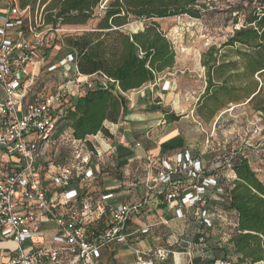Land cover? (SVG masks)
Here are the masks:
<instances>
[{
  "label": "built area",
  "instance_id": "built-area-1",
  "mask_svg": "<svg viewBox=\"0 0 264 264\" xmlns=\"http://www.w3.org/2000/svg\"><path fill=\"white\" fill-rule=\"evenodd\" d=\"M43 10L38 8L32 13L30 8L22 10L17 0H0V150L15 161L11 172L0 176V239L17 244L5 264H102L104 248L112 244L133 248V237L149 235L157 226L142 224L147 207L157 209L166 204L176 209V219L185 221L190 207H206V188L217 183L205 178L202 185H194L204 167L201 160L183 151L162 166L149 161L147 175L142 179L146 192L139 202H121L115 191H102V165L117 160L112 138L99 133L76 140L71 130L57 136V119L65 104L94 88V77L80 74L74 54L47 66L46 50L58 46L57 35L62 30L45 25ZM43 67L48 73L60 72L64 82L54 92L30 102ZM107 82L104 78L103 84ZM58 142L71 146L69 163L44 167L43 151ZM130 163H138L144 171L142 158L136 156ZM125 174L128 175L126 170ZM176 174L185 176L188 188L182 194L163 193L162 185L169 184ZM218 218L224 217L204 210L199 222L210 228ZM46 224L53 225L49 243ZM181 246L185 247L187 264H196V254L204 251L182 230L167 245L149 252L134 249L136 263L166 264L170 257L176 259L182 253L178 251ZM212 264L237 261L222 257Z\"/></svg>",
  "mask_w": 264,
  "mask_h": 264
},
{
  "label": "trees",
  "instance_id": "trees-1",
  "mask_svg": "<svg viewBox=\"0 0 264 264\" xmlns=\"http://www.w3.org/2000/svg\"><path fill=\"white\" fill-rule=\"evenodd\" d=\"M17 2L22 10L30 8L32 13L44 7V23L53 30L83 26L97 20L93 30L66 37L64 41L70 54L75 55L80 74L94 77V88L69 100L57 119V136L65 131V125L76 140H85L99 133L113 138L115 135L108 125L118 124L129 113L130 102L126 95L155 84L161 75L175 67L173 45L156 20L181 16L201 20L209 9L203 0ZM224 4L222 12L232 21L234 31L220 47L212 46L202 55L206 88L198 99L195 114L205 124L232 106L247 102L264 116V0H225ZM100 10L102 12L98 14ZM136 22L143 24L142 29L130 31L128 27ZM104 78L108 81L105 85ZM36 88L31 93L30 102L43 96L42 92H36ZM150 111L160 112L165 125L182 118L160 103L152 104ZM147 149L150 150V146ZM254 151L249 148L232 153L223 150L224 160L216 163L214 169L207 166L209 161L192 154L193 159L201 160L204 167L194 185H202L205 178L214 179L217 185L206 188L204 209L199 204L189 208L185 221L194 228L195 234L191 238L188 232L185 235L194 245L212 254L211 263L222 257L235 258L237 264L264 263V180L253 167L255 159L247 155L252 156ZM61 156L58 161L41 159V163L44 167L68 164L69 161H64L65 153ZM116 162L118 168L126 166L119 158ZM226 169L235 178L220 174ZM188 186L185 176L176 174L169 184L162 185V191L182 194ZM218 189L223 192L219 193ZM204 210L232 219L233 231L227 240L231 254L226 248L211 245L213 231L218 226L215 223L209 228L199 222V215Z\"/></svg>",
  "mask_w": 264,
  "mask_h": 264
},
{
  "label": "rangeland",
  "instance_id": "rangeland-1",
  "mask_svg": "<svg viewBox=\"0 0 264 264\" xmlns=\"http://www.w3.org/2000/svg\"><path fill=\"white\" fill-rule=\"evenodd\" d=\"M203 2L208 3L209 9L201 20L191 19L188 16L156 20L173 45L176 64L173 69L161 75L155 84H149L141 89L140 94H129L128 96L133 100L129 102L131 105L133 103L139 112H151L152 104L161 103L169 111L182 116L183 119L181 118L182 121L178 124L182 136L168 142L169 145L179 139L182 140L183 151H189L191 155L194 154L207 162L209 161L207 166L211 169L216 168V163L224 160L223 150H229L232 153L240 148L254 149L252 156L249 153L247 155L255 159L256 164H253V167L259 178L264 180V116L257 113L249 102L232 106L220 113L209 124L200 121L195 114L198 99L206 88V71L201 64L202 55L212 46L220 47L234 31L232 21H229L227 15L222 12L225 0H203ZM101 12L100 10L98 14ZM96 24L97 20H92L83 26L62 27V32L57 35L58 46L46 50L47 66L57 64L63 57L70 54V51L64 46L66 37L79 36L91 31ZM142 25L140 22H136L128 28L130 31H136L142 29ZM63 82L64 77L60 72L48 73L46 67H43L36 92H42L43 95L54 92ZM92 82L94 84V79ZM143 107L146 109L143 110ZM165 126L162 124L153 129L151 143L155 146V142L159 144L162 137L165 136ZM63 127L65 131L69 130L65 125ZM134 139L140 140L144 147L151 144L139 136L138 138L134 136ZM154 145L149 146L152 148ZM161 148L164 149V146L161 145ZM64 153V161L67 163L72 154L71 146L58 142L47 151H43L42 160L45 162L50 159L58 161L62 158L61 154ZM102 168H104L103 178L113 181L118 186L117 192H125L126 198H122L123 201L135 203L143 198L146 187L143 185L142 179L145 178V174L139 168L138 163H130L118 168L117 162L110 160L106 161ZM125 170L128 175L125 174ZM220 174L230 178L232 172L226 169ZM224 177L220 176L221 179ZM152 178L154 179V176ZM102 182L105 181L102 180ZM142 221L145 223L144 217ZM231 222L232 219H216L215 223L218 227L213 231L211 239L213 240L211 245L226 248L228 254H231V248L227 241L233 231ZM184 230L186 234L188 232L187 235L190 238L195 234L194 228L192 229L189 224Z\"/></svg>",
  "mask_w": 264,
  "mask_h": 264
},
{
  "label": "crops",
  "instance_id": "crops-1",
  "mask_svg": "<svg viewBox=\"0 0 264 264\" xmlns=\"http://www.w3.org/2000/svg\"><path fill=\"white\" fill-rule=\"evenodd\" d=\"M142 91H134L129 94L135 95L140 94ZM128 94V95H129ZM128 95L127 98L132 102V98ZM132 95V96H133ZM167 95V94H165ZM3 99V92L0 89V101ZM161 104V103H160ZM146 109L145 107L142 108ZM183 119V118H182ZM168 124L165 126L166 133L162 137L160 143H156V146L151 143L153 139V129L157 128L159 125L164 124V116L160 112H139L135 109L134 104L130 103L129 113L125 114L120 122L116 125H108L111 127V130L114 133V137L111 140L112 146L116 150L117 159L126 165L130 164L136 156L143 159L144 162V174H146L149 161H154V163L161 166V162L166 160L173 161L175 156L183 152L182 140H178L173 144H170L171 140L179 138L181 135L180 128L178 124L182 121ZM152 129V130H151ZM134 136L150 142L151 146L154 145L150 150L147 149V146H142L140 140H135ZM152 137V138H151ZM168 143V144H167ZM136 144H140V148H135ZM161 145L164 146V149L161 148ZM204 160V159H202ZM15 161L9 159L3 155L0 150V176L5 175L13 169ZM147 175V174H146ZM145 175V176H146ZM231 179L235 176H230ZM102 184V191H115L117 194V200L123 202L122 198L125 197V192L120 193L118 191V186L115 185L113 181H107L104 179ZM107 181V182H106ZM126 198V197H125ZM124 198V199H125ZM151 211V212H149ZM176 209L169 208L166 204H162L159 208L155 209L153 206L147 207V212L144 215L145 224L152 223L157 224L156 227L152 229V232L149 235L133 237L131 242L133 243V248H130L126 245L112 244L111 246L104 248L101 255L102 264H137L135 250L149 252L154 250L159 245H165L171 243L175 235L184 230L187 227L186 221L178 220L175 218ZM151 221V222H150ZM142 224H144L142 222ZM46 241L50 242L51 229H53L52 224H46ZM159 244V245H157ZM17 250V244L11 240L0 239V264H5L9 256ZM185 250L184 246L178 248V251L182 252L175 258L170 257L169 261L166 264H187L188 258L183 254ZM212 254L207 251H203L200 254H196L195 263L196 264H212L210 262V256ZM74 264H81L79 261H75Z\"/></svg>",
  "mask_w": 264,
  "mask_h": 264
}]
</instances>
